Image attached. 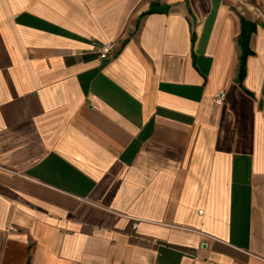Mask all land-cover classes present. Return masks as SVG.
<instances>
[{
    "label": "crops",
    "instance_id": "crops-1",
    "mask_svg": "<svg viewBox=\"0 0 264 264\" xmlns=\"http://www.w3.org/2000/svg\"><path fill=\"white\" fill-rule=\"evenodd\" d=\"M0 264H264V0H0Z\"/></svg>",
    "mask_w": 264,
    "mask_h": 264
},
{
    "label": "trees",
    "instance_id": "trees-1",
    "mask_svg": "<svg viewBox=\"0 0 264 264\" xmlns=\"http://www.w3.org/2000/svg\"><path fill=\"white\" fill-rule=\"evenodd\" d=\"M243 29L242 33L239 39V43L242 49L241 54V66H240V77L242 78L245 72V64H246V58L251 53L249 49V41H250V35L252 31L254 30V27L251 26L252 24L249 23L247 20H242Z\"/></svg>",
    "mask_w": 264,
    "mask_h": 264
},
{
    "label": "built area",
    "instance_id": "built-area-1",
    "mask_svg": "<svg viewBox=\"0 0 264 264\" xmlns=\"http://www.w3.org/2000/svg\"><path fill=\"white\" fill-rule=\"evenodd\" d=\"M116 48H117V45L114 41H107V42H103V43L98 44L95 47V50H96L98 57L100 59H106V58H109L110 56L113 55ZM10 229L11 230H17V227L11 226Z\"/></svg>",
    "mask_w": 264,
    "mask_h": 264
}]
</instances>
